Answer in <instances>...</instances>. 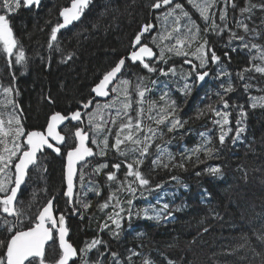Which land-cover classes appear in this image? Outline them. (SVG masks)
Returning <instances> with one entry per match:
<instances>
[{"label":"trees","instance_id":"obj_1","mask_svg":"<svg viewBox=\"0 0 264 264\" xmlns=\"http://www.w3.org/2000/svg\"><path fill=\"white\" fill-rule=\"evenodd\" d=\"M69 2L70 0H41L39 8L25 9L22 6L11 15L10 23L15 24V29L30 31L29 35H25L30 39L31 46H43L38 40L58 22L59 9ZM182 3L186 5V10H190V14L199 16L186 1L182 0ZM234 3L236 7L232 3H226V0H217L216 5L210 9V12H215L212 19L205 23L200 16L197 18L200 24L202 22V36L200 30L197 39L184 47L187 57L166 53L165 59L168 62H158V67L167 69L174 64L178 74L181 71L186 73L189 69L185 64L180 67L179 63H184L187 58L198 64L196 49L200 42L207 40V47L216 52L220 61L216 65L209 63L204 70L210 71V75L202 84L193 88L191 95L183 96L177 90L183 84L178 76L165 77L159 72L148 73L145 69L141 71V76L145 77L144 84L151 89L146 94L144 114L140 117L145 131L149 126L156 127L147 118L148 106L151 101L159 102L162 91L171 93L172 99L180 105V118L187 123L177 131L169 133L166 127H161L157 133L158 137L162 133L164 139L157 138L154 143L166 147L173 159L167 161L165 158L169 163L168 169L158 167L153 170L151 161L155 159L157 149L154 146L150 149L151 155L144 160L141 169L150 179L153 191H145L143 195L139 191L136 193L131 219L127 215L129 206L126 201L132 199V196L127 191L117 194L125 209L121 212L123 220L118 237L112 235L110 229L117 230L108 220L109 214L114 210L119 211V208L113 209L111 206L115 201L103 211L98 206L120 187L119 183L102 184L92 169L80 167L73 207L79 210L80 218L85 219L80 222L81 225L77 220H69V239L71 243L75 240L80 248L93 238L103 240L107 251L105 245L98 247L99 252H104L105 255L100 257L99 252L93 249L89 253L91 260L99 258L103 264H110L111 253L116 252L120 264H144L145 260L152 264H169V261L173 264H264V102L257 101V107H251V97H264V73H257L252 65L264 66V61L258 58L259 54L255 49L250 51L243 47L245 43L264 47V10L259 7L262 0H234ZM246 6L251 7V11L242 13L240 9ZM148 7L149 0H91L81 19L85 25L83 29H89L91 37L84 36L80 40L66 37L61 43H56L57 46H64L74 59L71 58L67 65L62 64L58 69L37 66L30 77H25L20 82L23 98L16 103L27 112V118L20 116L25 131L43 129L48 115L54 110L66 113L79 105L80 100L86 96L88 84L107 70L111 59L121 57L140 26L151 21ZM221 10H226L223 21L220 20ZM45 15L50 18L45 19ZM212 20L217 25L215 29L211 28ZM238 21L246 24L249 31L245 32L243 27L238 26ZM161 23L164 25L165 21L158 20L157 34L162 32ZM181 23L187 24V20L182 19ZM166 26L171 29L174 25L169 22ZM206 27L209 28L208 32L204 31ZM233 34L235 37H243V42L235 39ZM69 45L76 53L68 48ZM49 55L54 57L53 50ZM254 56L257 57L255 60ZM246 68L251 70L245 71ZM221 70L224 75H219ZM132 79L134 83L136 77ZM153 80L160 83L154 86L151 83ZM229 83L233 85V91L224 98L230 107L224 109L217 93H223L222 85L226 88ZM165 84L169 88L166 89ZM246 84L249 85L247 90ZM49 97L54 103L49 102ZM209 105L229 111L231 123L227 127L233 129L240 111L237 105L243 106L246 116L242 126L245 130L239 140L233 141V131L226 137L223 145L220 143V127L213 123L218 117L208 111ZM0 109L4 111L0 113H4L5 119L7 112L13 111L11 107L9 110L3 107ZM201 111L205 114L197 118ZM114 112L115 110H111L112 115ZM131 112L130 115L136 119V114ZM102 117L100 122L108 120L106 127L113 129L109 134L115 132L117 125L111 123L107 110ZM64 133L67 143L62 147L63 155H55L50 151L41 154L38 166L31 167L27 183L20 189L18 198L21 203L18 206L30 210V214L35 213L37 205L43 206L53 197L56 212L72 213V207L68 206L63 195V169L64 153L72 145L73 139L67 128ZM202 133L205 135L201 136ZM205 141H210L207 146L214 149L211 156L199 152L192 155L191 160L184 158ZM113 151L110 155L118 158L121 163L125 160L132 162V155L120 156L115 149ZM134 155L138 156L139 153ZM179 162H183L185 168L174 166ZM211 167H219L220 172L215 175L209 173L207 169ZM81 171L83 181L80 179ZM122 172L123 169L117 175L119 181L125 180L120 178ZM198 172L200 175H197ZM128 180H132V177H128ZM157 184L161 187L156 188ZM97 191L101 195H96ZM77 199L81 203H75ZM83 203H91L92 206L85 210ZM165 203L169 205L167 212L171 213L170 216L165 213L159 221L144 217V209H148L150 216L155 215L153 209L159 210ZM0 214L4 216L2 218L15 220V217H8L1 211ZM104 223H108L109 228L101 231ZM2 238L0 235V239ZM74 264H84V261L79 258Z\"/></svg>","mask_w":264,"mask_h":264},{"label":"snow or ice","instance_id":"obj_2","mask_svg":"<svg viewBox=\"0 0 264 264\" xmlns=\"http://www.w3.org/2000/svg\"><path fill=\"white\" fill-rule=\"evenodd\" d=\"M90 2L91 0H70L69 6L60 9L59 17L62 18V23L57 22L51 27L49 48H52L53 42L57 41L58 33L61 29L81 20L85 10L89 8ZM246 2H249V0H246ZM216 3L217 0H187V5L195 9L205 23L215 16V12H210V9ZM226 3H232V6L236 7L234 0H226ZM33 5L39 8L41 0H0V13H2L0 14V45H2L3 53L8 57L15 56V64L17 65L23 63L25 54L22 50L18 53L13 51L17 48L18 42L11 27L10 17L22 6L24 8H31ZM149 7L152 10L166 8V11L157 16V20L163 19L166 25L169 22H172L174 25L171 29L166 26L161 33L152 36V43L157 44V47L160 48V54L157 56L153 48L143 42L145 34H151L155 25L151 22L141 25L134 37L129 41L130 51L126 56H121L114 63V66H111L97 78V82L90 89V98L80 101V107L67 115L60 112L53 113L48 118L44 131H25L20 115H17L15 111L20 106L12 98L13 87L2 88L4 99L0 101V107H3L5 110L11 107L13 111L7 112V119L4 118V113H0V194H3L0 195V211L7 214L8 217H15V220L0 217V235L3 236L0 239V264H69L70 261H73L77 257L82 258L84 264H103V261L99 258L96 260L89 258V253L93 249L99 252L98 246L100 245H105V250L107 251V246L103 240L93 238L90 242L86 241L84 247L78 250L66 239L68 227L66 226L65 214L63 212H59L58 215L56 214L54 197L49 199L43 206L37 205L34 214H30V210H25L18 206L21 203L18 198V192L21 186L27 183L26 177L29 175L31 167L38 166L39 154H43L46 149H51L56 154L63 155L60 145L66 144L67 140L57 129L65 121L83 123L82 115L86 116L89 130L93 133L91 143L96 145L98 149L97 152H93V149L86 143L89 140V132L77 127L74 134L75 143L74 145H69L66 153L65 180L67 190L64 192V196L68 198V204L74 203V177L78 171L77 165L86 167L88 165L86 158L93 157L94 155L105 156L109 146L115 149L120 156H133L132 162L125 160L122 163H113L111 165L117 172L122 166L126 167L125 180L119 181L117 172L109 171L107 173V182L119 183L120 187L116 188L109 195L108 199L98 206L103 211L110 206L112 201H115L111 206L113 209L119 208V211L114 210L108 216V220L111 221V224L117 230L112 231L110 229L113 236L118 237L120 235L118 230L122 228L123 220L121 212L125 211L120 204L117 194L121 191H127L132 196V199L126 201L129 206L127 215L131 219V208L133 207L136 193L139 191L143 195L145 191H153L150 186V179L141 169L144 160L151 155L150 149L153 146L157 149V155L151 161L153 170L158 167L169 168V163L166 162L165 158H167V161H171L173 157L171 153L167 152L166 147L154 143L157 138L160 140L164 139L162 133L159 137L157 133L161 127H166L169 133L177 131L183 128L187 121L180 118V105L175 99H172L171 93L169 91H162L159 102L151 101L148 106L147 118L156 127L149 126L145 131L140 117L144 114L146 94L151 89L144 84V76L138 75L135 83L128 78H123L127 62L130 61L132 64L138 63L148 73L159 72L161 76L165 77L178 76L179 80L183 81V84L177 90L181 95L189 96L193 88L202 84L206 77L210 75V71L204 69H206L209 63L213 65L218 64L220 57L216 55L213 49L207 47L208 42L205 40L196 49L195 58L199 61L198 64L193 63L192 60L187 58L184 60L185 64L190 65L186 73L181 71L178 74L174 64L167 69L158 67V62H168L165 59L166 53L187 57L188 53L184 51V47L189 45L190 41L197 39L200 28L196 24V21L192 19L190 11L186 10V5L182 2H176V0H154ZM251 7H256V5H251ZM251 7L246 6L240 10L242 13L249 12L251 11ZM259 7L261 10H264V0H262ZM225 18L226 10H221L220 20L223 21ZM182 19H186L187 24H182ZM237 23L238 26L243 27L245 32L249 31L246 24L239 21ZM216 27L215 20H212L211 28L215 29ZM193 28H195V32H193ZM204 31L208 32L209 28L206 27ZM233 36L235 39L243 42V37H235V34ZM173 40L175 43H170ZM165 41L169 43H164ZM243 47L249 48L250 51L255 49L259 54L258 58L264 61V47L257 44L249 46L246 43L243 44ZM71 58L72 54H69L67 59L70 60ZM256 58L254 56L253 60ZM11 63L10 60L9 67H11ZM252 67L257 73H264V66L253 64ZM249 70L251 69H245V71ZM219 75H224L223 70L220 71ZM240 76L243 79V75L240 74ZM151 83L155 86L160 82L153 80ZM164 87L167 89L169 85L165 84ZM248 87L249 85L246 84L245 89L247 90ZM222 88L223 93H217V95L220 98V102L223 103V108L228 109L230 105L224 97L227 93L233 91V85L229 83L226 88L222 85ZM97 98L108 99L104 103H101ZM48 99L50 103H54L51 97ZM251 99L253 100L251 104L252 108L257 107V101L264 102V97H251ZM134 104L139 106L135 109L136 119H133L129 115L130 110H133ZM237 107L240 108V111L238 118L235 120L236 127L233 129L232 127H227L231 123V113L229 111H222L212 105L208 106V111L218 117L213 123L220 127L219 141L222 145L225 143L226 137H229V133L235 132V135L231 138L233 141H236L240 139L241 133L245 130L242 124L246 112L242 105H237ZM106 110L109 113L111 123L117 125L114 143H111V145H109L108 136H104L102 140L98 138L104 132L111 133L113 131V129L106 127L109 122L108 120L97 122L98 117H101ZM111 110H115L114 115L111 114ZM204 114L201 111L197 118ZM204 135L203 133L201 134V136ZM141 136L143 139H141ZM52 141L55 143H52ZM209 143L210 141H205L204 144L198 145L192 149L190 155L184 158L191 160L192 155L199 152H203L205 156H211L214 149L207 146ZM137 152L139 155H134ZM197 160H199L198 156ZM174 166L182 169L185 168L183 162H179L178 165ZM107 167L108 164H98L93 171L99 173L101 169ZM207 171L215 175L220 172V168L211 167ZM197 175H200V173L198 172ZM128 177H132V180H128ZM83 178V172L81 171V181H83ZM172 179H176V177H172ZM133 185L136 186L134 187ZM155 187L160 188L161 185L157 184ZM96 195H101L100 191H97ZM75 203H81V201L77 199ZM82 206L87 210L92 205L91 203H83ZM168 208L169 205L165 203L159 210L153 209L155 215L151 216L148 214V209H144V217L159 221L165 213L167 216L171 215V213L167 212ZM71 212L75 215L79 213V210L76 207H72ZM106 228H109L108 223L101 225V231ZM57 243L58 254L56 250ZM49 249L55 258H49ZM104 255V252H99L100 257ZM132 255H137V253H132ZM110 264H120L118 253H111ZM144 264H152V262L145 260ZM169 264H173V262L169 261Z\"/></svg>","mask_w":264,"mask_h":264},{"label":"flooded vegetation","instance_id":"obj_3","mask_svg":"<svg viewBox=\"0 0 264 264\" xmlns=\"http://www.w3.org/2000/svg\"><path fill=\"white\" fill-rule=\"evenodd\" d=\"M152 2H154V0H149V5ZM176 2H182V0H176ZM69 5H70V2L67 3L66 5H64L63 7H66V6H69ZM32 7H36V6L33 5ZM148 8H149V14H150L149 17L151 19L150 22L154 23L155 29L151 32V34H145V37L143 38V42L145 44H148L150 47H152L153 50L156 52V55L158 56V48L156 47V44L152 43V36L157 35V32H156L157 27H158L157 16H160L161 12L162 11H166L167 9L163 8V9H160V10H152L150 7H148ZM60 9H59V11H60ZM59 11H58L57 20H58V22H61L62 18L59 17ZM190 15L196 18V24L200 28V25L202 26V22L200 24L199 21L197 20V18L199 16L198 15H193V14H190ZM12 16L10 18H12ZM83 17H84V15L82 16V18ZM44 18L48 19V18H50V16L45 15ZM88 18H91V16H88ZM170 21H171V18H170ZM78 23H81V24L78 25ZM11 27L13 28L14 36H15L17 42H18L17 43V48H15L13 51L15 53H18L19 51L22 50L24 52V54H25V59H24L22 64H19V65L15 64V56L8 57L6 54L3 53L2 45H0V86H2V87H0V94H1L0 101H2L4 99V97L2 95V88L5 87V85H7L6 87L11 86L14 89L12 98L15 100V102H21V100L23 98V91L21 92L20 82L25 77H30L32 71H34L33 69H35L37 66L45 65L46 68L48 66H51V67H54V69H58L59 66H61L62 64L63 65H67L68 64L69 59H67V56L69 55V51L62 45H58L57 46L56 43H61V40H65L66 37H71V38H73V40H74V38L80 40V39H83L84 36L90 38L91 35H92L91 32L89 31V29L88 30H84L83 29L85 27V25H84L83 21L80 20V21L74 22L73 24H71L66 29H61L60 32L58 33L57 41L53 42V47L52 48H49V39H50L51 29H47L46 33L44 34V37L41 40H38L39 42H41L44 45L43 46H38L36 48V46H31L29 44L30 43V39L28 38V36L25 35V34H27V35L30 34L29 30H18V29H15L14 28L15 27L14 23H11ZM200 30H201V28H200ZM40 31L42 32V30H40ZM200 35L202 36V30L200 32ZM200 43L202 44V42H200ZM68 48L70 50L74 51L70 47V45L68 46ZM52 50H53L54 57H51L49 55V52L52 51ZM129 51H130V45L128 44V46L125 48V51L122 53L123 54L122 56H126ZM73 53H76V52L74 51ZM119 58L120 57H116L115 59L114 58L111 59L110 62L108 63L109 67H107V70L111 66H114V63ZM73 59H74V56L72 55V60ZM10 60L12 62L11 63V67H9V61ZM142 69H143L142 66H140L138 63L137 64H132L130 61H128L127 62V67H126V69L124 71V74H123V78H129L133 82L132 78L137 77L138 75L141 76ZM128 76H130V77H128ZM98 77L99 76L94 78V80L88 84L86 96L84 97L83 100H87V99L90 98V89L93 86V84L95 82H97V78ZM16 93H18V94H16ZM80 101H82V100H80ZM79 107H80V104L77 107H75L73 110L68 111L66 113H64L62 111H59V110H54L53 112H51L48 115L47 120H48L49 116L51 114L55 113V112H62L63 114H68V113L78 109ZM93 107H94V105H93ZM7 110H9V109H7ZM0 111L4 112L1 109H0ZM15 111L21 117L22 116H26V114H27V112L25 110H23L21 107L16 109ZM21 113H22V115H21ZM82 117L84 119V125H83L84 130L89 132L88 146L91 147L93 149V152L95 153V152L98 151V149H97L96 145L91 143V139L93 138V133L89 130V126L87 125V117L86 116H82ZM26 118H27V116H26ZM47 120L45 121V125H44L43 129H30V130L43 131L45 129L46 124H47ZM79 126H80L79 124L72 123V122L69 121L68 123H66L61 128V131H62V133L64 134L65 137H66V135L64 133V129L67 128V131L70 133L71 138L73 139L72 145H74V143H75L74 132H75L76 128L79 127ZM30 130H27V131H30ZM100 136H101V140L104 138V136H108L109 145H111V143H114L115 132H113L112 134H109V132H104ZM63 146H64V144L60 146L61 149H62ZM109 148H110V146H109ZM67 150L64 153V165H65V156H66ZM113 150L114 149H112V148L108 149L107 150V154L105 156L94 155L92 158H90L88 160V165L86 166L87 169H92L93 170L98 164H108L107 168L101 169V171L99 173H96L97 177L100 178V180L102 181V184H108L109 183V182H107V173L109 171L117 172V170L112 168L111 165L113 163H121V161L118 158H116L115 156L112 157L110 155ZM45 151H50L53 154H55L50 149H46ZM62 151H63V149H62ZM114 153L115 152L113 151V154ZM40 155L41 154H39V156ZM55 155H57V154H55ZM80 167H81V165L78 166V173H79ZM122 169H123V166L117 172V175L122 171ZM122 175L120 176V178L123 177ZM76 180H77V177H76ZM76 190H77V186H76ZM63 193H64V191H63ZM56 214H59V213L56 212ZM65 217H66V226L68 227L69 232H70V226H69V220L70 219H72L74 222H75V220H77V222H81V223L85 219V218L81 219L79 214L73 215V214H67L66 213ZM81 223H79V225H81ZM68 241L70 243L72 242L69 239V233H68ZM81 243H82V241H81ZM71 244L75 248H77L78 250L81 249L80 245L78 243L76 244L75 240ZM56 250H57V254H58V252H59L58 243L56 245ZM48 255H49V258H55L53 256V254H52L50 249L48 250ZM78 259H79V257L75 258L73 261H70L69 264H74L75 262L78 261Z\"/></svg>","mask_w":264,"mask_h":264},{"label":"water","instance_id":"obj_4","mask_svg":"<svg viewBox=\"0 0 264 264\" xmlns=\"http://www.w3.org/2000/svg\"><path fill=\"white\" fill-rule=\"evenodd\" d=\"M35 6V5H34ZM25 9H28V8H25ZM61 23H62V20H61ZM74 23V22H73ZM154 24V23H153ZM70 25H68L66 28H68ZM66 28H64V29H66ZM154 29H155V27H154ZM153 29V30H154ZM154 51V50H153ZM154 53L156 54V52L154 51ZM94 95V94H93ZM98 100H100V101H105V100H107L108 98H97ZM77 110V109H76ZM76 110H74V111H76ZM73 112V111H72ZM61 114H63L62 112H60ZM69 114V113H68ZM52 115V114H51ZM50 115V116H51ZM64 115H67V114H64ZM49 116V117H50ZM83 116V115H82ZM82 119H83V117H82ZM69 121H65L61 126H59L58 127V129H57V131H59L60 133H61V135H64L63 133H62V131H61V128L66 124V123H68ZM70 122H72V123H76V124H79L80 126H79V128H81V129H83L84 130V127H83V125H84V119H83V123H80V122H75V121H70ZM46 126H47V124H46ZM46 126H45V129H46ZM44 129V130H45ZM43 130V131H44ZM30 131H33V130H30ZM74 134H75V132H74ZM75 136V135H74ZM88 142H89V140L86 142L87 143V145H88ZM52 143H55L54 141H52ZM61 146V145H60ZM51 150V149H50ZM55 153V152H54ZM56 154V153H55ZM58 155V154H57ZM90 158H92V157H88V158H86L87 160H89ZM66 163H67V161H66V156H65V165H64V172H63V176H64V192L67 190V184H66V180H65V171H66ZM78 166H79V164L77 165V169H78ZM13 171H14V169H13ZM77 175H78V171H77V174H76V176L74 177V193H76V177H77ZM13 179H14V177H13ZM26 179H27V177H26ZM23 186V185H22ZM21 186V187H22ZM19 192H20V190H19ZM19 192H18V194H19ZM63 195H64V193H63ZM75 196V195H74ZM65 197V196H64ZM67 200H68V198L67 197H65ZM73 201H74V197H73ZM47 203V202H46ZM45 203V204H46ZM70 207H73V204H68ZM54 208H55V205H54ZM58 215V214H57ZM65 219H66V217H65ZM68 233H69V230H68ZM66 239L68 240V236L66 237ZM75 259V258H74ZM70 263V262H69Z\"/></svg>","mask_w":264,"mask_h":264},{"label":"rangeland","instance_id":"obj_5","mask_svg":"<svg viewBox=\"0 0 264 264\" xmlns=\"http://www.w3.org/2000/svg\"><path fill=\"white\" fill-rule=\"evenodd\" d=\"M183 1H186V2H187V0H183ZM187 10H189V9H187ZM189 11H190V10H189ZM162 12H163V11H162ZM162 12H161V13H162ZM192 19L196 21V18L193 17V16H192ZM162 20H163V19H162ZM165 26H166V24L162 25V23H161L160 27L162 28V31L164 30ZM159 54H160V50H158V55H159ZM185 59H186V58H185ZM185 59H184V60H185ZM162 63H163V62H162ZM179 64H180V65H179L180 67H184V64H185V63H179ZM185 66H186L188 69L190 68V65L185 64ZM105 101H106V100H105ZM105 101H100V102H101V103H104ZM138 107H139L138 105H135V104L133 105V110H131V111L134 112L133 114H136V110H135V109H137ZM131 111L129 112V115L132 114ZM114 113H115V112H114ZM102 115H103V114H102ZM131 116H132V115H131ZM102 119H103L102 116H101V117H98L97 122H100ZM98 138L101 139V136H99ZM98 156H99V155H98ZM123 169H124V172L127 171L126 167H123ZM124 172H122V174H123L122 176H123V178L125 179V173H124ZM0 195H3V194H0ZM1 212H2V211H1ZM2 213H3V212H2ZM4 214H5V213H4ZM71 214H72V213H71ZM0 217H4V216L0 214ZM6 218H7V217H6ZM78 223H80V222H78Z\"/></svg>","mask_w":264,"mask_h":264},{"label":"bare ground","instance_id":"obj_6","mask_svg":"<svg viewBox=\"0 0 264 264\" xmlns=\"http://www.w3.org/2000/svg\"><path fill=\"white\" fill-rule=\"evenodd\" d=\"M153 31V30H152Z\"/></svg>","mask_w":264,"mask_h":264}]
</instances>
